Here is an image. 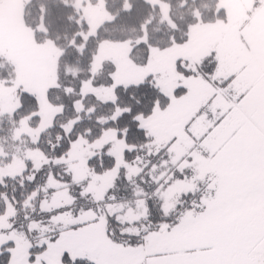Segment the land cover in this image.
Segmentation results:
<instances>
[{
    "label": "snow or ice",
    "instance_id": "snow-or-ice-1",
    "mask_svg": "<svg viewBox=\"0 0 264 264\" xmlns=\"http://www.w3.org/2000/svg\"><path fill=\"white\" fill-rule=\"evenodd\" d=\"M142 2L0 0V264H264V0Z\"/></svg>",
    "mask_w": 264,
    "mask_h": 264
},
{
    "label": "trees",
    "instance_id": "trees-1",
    "mask_svg": "<svg viewBox=\"0 0 264 264\" xmlns=\"http://www.w3.org/2000/svg\"><path fill=\"white\" fill-rule=\"evenodd\" d=\"M40 3H46L50 9V14L48 17L50 25V35L55 38L59 36L58 43L64 45L66 43L65 37L71 38L73 31L75 30V24L67 19L68 15L74 14L71 9L64 8L59 0H33V4L28 9L26 14V19L31 23L35 17L38 15L37 8ZM212 0H195V7L201 8L203 5L211 6ZM176 0H173V12L177 17L181 14L184 16V21H178L180 23L186 22L190 19V12L188 8H177ZM109 6L112 11L115 12L120 7V0H109ZM136 12L133 16H121L120 19L115 24L106 25L107 32L106 35H111L117 38H128L135 35L132 31L134 27L138 26L139 20L144 16H147L151 11L146 7L142 0H136ZM203 10V9H202ZM156 15L155 13H152ZM152 38L154 42H164L168 39L167 28L160 25L158 21H154L152 24ZM141 55L140 51H137V56ZM77 61L79 63L77 64ZM65 62L69 65L79 66L80 68L86 67V60L83 57H76L75 54L69 49ZM103 111V109H101ZM86 123H89L86 121ZM11 124L4 118L0 120V137L6 138L9 136V130ZM55 132H53L52 139H54ZM47 139V137L45 138ZM10 143V141H9ZM7 146V145H6ZM12 184H9V191L11 190Z\"/></svg>",
    "mask_w": 264,
    "mask_h": 264
},
{
    "label": "rangeland",
    "instance_id": "rangeland-1",
    "mask_svg": "<svg viewBox=\"0 0 264 264\" xmlns=\"http://www.w3.org/2000/svg\"><path fill=\"white\" fill-rule=\"evenodd\" d=\"M5 40L10 46H21V41L15 25V9L9 10L8 27L5 35Z\"/></svg>",
    "mask_w": 264,
    "mask_h": 264
}]
</instances>
